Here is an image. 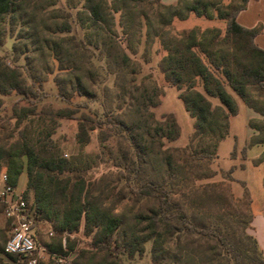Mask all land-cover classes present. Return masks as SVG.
<instances>
[{"label":"trees","instance_id":"16d2710c","mask_svg":"<svg viewBox=\"0 0 264 264\" xmlns=\"http://www.w3.org/2000/svg\"><path fill=\"white\" fill-rule=\"evenodd\" d=\"M246 2L114 0L109 6L108 0H84L77 12L84 38L71 40L64 34L71 24L55 0H0V44L18 26L11 54L24 58L18 65L0 56V108L13 94L28 102L12 107L15 126L8 134L0 132V169L14 187L26 174L28 212L58 233L49 247L52 254L66 256L72 250L66 238L84 221V231L94 233L95 249L131 258L142 256L150 243L149 264H264L248 232L253 212L243 218L233 208L243 197L224 191L223 181L203 182L216 173L211 163L230 133L231 116L239 112L236 95L259 114L248 121L253 132L243 158L248 147L264 145V99H254L250 91L264 89V49L255 42L262 28L237 22ZM191 12L226 20V28L194 27L170 35L173 19ZM157 38L166 49L160 60L164 78L176 86L194 118L183 147L165 146L181 135L174 113L157 118L151 110L160 103L162 89L149 74L138 79L140 46L144 42L140 58L147 61L145 52ZM51 74L57 96L68 105L39 108L37 102L47 96L42 85ZM90 101L99 106L89 109ZM62 119L76 120L81 147L96 130L98 151L65 156L53 138ZM253 163L264 164V150ZM103 164L108 170L93 180L90 171ZM232 171L233 166L226 172L229 181L235 180ZM240 183L246 198L247 187ZM128 199L134 202L132 215L117 209ZM81 257L74 264H82Z\"/></svg>","mask_w":264,"mask_h":264},{"label":"rangeland","instance_id":"374dc122","mask_svg":"<svg viewBox=\"0 0 264 264\" xmlns=\"http://www.w3.org/2000/svg\"><path fill=\"white\" fill-rule=\"evenodd\" d=\"M114 0H108V5L113 6ZM177 0H162L165 4H176ZM215 2L220 1L222 5H238L240 0H213ZM56 7L60 8V13L67 19V21L71 24V31L67 34L70 36L71 40H79L80 38H84V29L78 23L77 19V12L82 10L84 0H55ZM182 8V7H181ZM119 18L120 13H115V21L117 25V30L120 32L121 27L119 26ZM226 20L223 19H207L204 16H197L194 12H191L188 17L184 19L174 18L171 26L168 28L170 35L176 34L177 32H181L187 29H191L194 27H199L200 29H205L207 27H219L223 31L226 28ZM18 30V26L15 27L12 37H6L3 44H0V56L6 57L7 61L10 64H18L21 65L24 63V58L21 55H16L14 57L11 54L12 44L16 38V33ZM144 41V38H143ZM89 49L91 48L93 52H97L93 46H88ZM144 42L140 46L139 54L137 58L141 62V73L138 75V79H140L143 75L149 74L152 78L156 81L159 87L162 89V94L160 96V103L156 106H152L151 110L155 113L157 118H161L162 114L172 112L174 113L180 127H181V135L178 139L166 142L165 146H178L183 147L185 146L190 136L193 133V122L194 118L190 116L188 111L185 109L184 103L182 99L179 97V90L176 86L167 82L164 78V74L160 69V60L164 54H166V49L161 44L160 40L157 38L155 39L154 43L149 46V48L145 52V58L147 61H144L140 58L141 53L144 51ZM17 60L14 61V59ZM52 65H56L53 61H50ZM201 89V87H198ZM42 90L47 93V96L44 97L42 100L37 102L38 107H53L59 108L68 105V103L59 98L57 96V87L54 81V74L48 76L47 81H45L42 85ZM251 95L254 99L263 100L264 99V89L259 87L251 88ZM239 106L240 112L237 115L231 116V123H230V133L229 135L224 138L218 148L219 157L216 161L211 163V166L216 173L213 177L204 180L203 182L209 181H223L224 187L223 190L227 193H230L231 190L235 194V191H239L240 189L245 187L242 184H234V180H230L226 178L227 170L233 165L238 164L240 162L238 159L236 160L232 156L238 153L237 148H235V154L231 155V150L234 147L236 139L234 135L237 137V145L241 149L242 146L245 144V137L250 130L249 126V119L251 117V113L255 114L253 117L258 118L259 114L255 113L253 109H251L240 97L236 95ZM76 100H79L76 98ZM213 104L219 103L218 98L211 97ZM4 105L0 108V126H4V129L0 127V132H4V134H8L9 131L15 126V119L10 117L12 112V107L16 106H23L28 105V102L25 100L20 99L18 95H10L8 97H4ZM99 106L97 101H90L89 102V109H95ZM88 110V109H82ZM76 129H77V122L76 120L71 119H62L58 121L56 126L53 138L58 144L59 148L61 149L62 153L65 156L70 157L73 154H76L79 151L85 153H92L96 152L99 149V143L96 138L97 131L92 132V139L91 142L83 147L79 146L76 142ZM249 149V150H248ZM248 155L255 153V147H249ZM240 166V165H239ZM107 165H100L96 169H92L90 171V175L93 177V180L98 179L103 172L107 171ZM254 171V170H253ZM253 171L251 170L252 174ZM257 177L263 176V171L257 168ZM254 171V173H256ZM251 172L247 170H243L237 168L233 171V174L238 177H249L251 176ZM255 178V176H254ZM261 179H263L261 181ZM260 179V189L264 188V178L261 177ZM246 186V184H245ZM248 190V197H244L243 194V201L237 203L233 206L236 211L240 212L243 215V218H248L249 215L253 212V199L251 195V190L249 186H246ZM24 191V190H23ZM117 191V189H116ZM123 193L126 194V189L123 190ZM244 193V191H243ZM177 196V195H176ZM236 196V195H235ZM249 200V201H248ZM249 202L246 204L245 202ZM133 200H124L118 205L119 211H124L129 215H132L134 212ZM136 205H138L136 203ZM134 205V207L136 206ZM2 210L4 213V219H0V264H7V260L9 258L8 255L4 253L1 249L4 247V244L10 234L12 233L15 225L12 221L7 217L5 214V205L1 203ZM128 209H126V208ZM33 233L37 235V243H38V254L40 255V264H74V260L78 256H82L80 258V262L82 264L90 263V264H149L150 263V243H147V250L142 255H135L131 258L117 254L114 252H109L105 250L95 249L93 247L94 241V233H86L84 231V221H82L80 225V229L76 233L69 234L68 238H66V246H70L72 250H69L66 256H57L56 254H52L49 251V247L55 246L57 243V232L44 221H37L34 222V227L32 229ZM59 257H63L66 261L61 262L58 260Z\"/></svg>","mask_w":264,"mask_h":264},{"label":"crops","instance_id":"0c3cea01","mask_svg":"<svg viewBox=\"0 0 264 264\" xmlns=\"http://www.w3.org/2000/svg\"><path fill=\"white\" fill-rule=\"evenodd\" d=\"M237 22L247 28H254L256 26H261V31L255 36V42L257 45L264 49V0H247L245 6L237 13L236 15ZM240 105V104H239ZM239 112H240V106H239ZM255 114L251 113V117H253ZM231 119V118H230ZM231 123V120H230ZM253 130L250 128L248 131V134L245 137V144L248 139V137L252 134ZM234 138L236 139V142L234 144V147L239 149L238 153L235 154L233 158L236 160L238 159L240 162L238 164H233V171L237 168L247 170L251 172V170L256 171L257 168L261 169L263 171L264 178V164L255 165L253 163V160L259 156V154L264 150V145L257 144L253 145L251 147H255V153L248 155V150L246 149V158H243L242 155V148L240 149L237 145V137L234 135ZM233 147V148H234ZM232 151V150H231ZM244 164V166H242ZM240 165V166H239ZM231 166V167H232ZM4 168L0 169V173L4 171ZM233 171L231 173V176L235 179L233 182L234 184H241L240 182L243 181L246 186H249L251 190V195L253 199V206L254 210L252 213V218L250 222V227L248 228V232L255 237L257 240L264 257V188L260 189V179L261 177H257V171L253 174L250 173L251 176L247 177H238L233 174ZM255 176V178H254ZM26 174L24 173L21 175L18 185L15 187L17 191H23L26 186ZM263 179H261L262 181ZM244 188L240 189L239 191H235V195L237 197L243 196ZM4 213L2 210V206L0 203V219H4ZM37 238V235H36ZM4 248V247H3Z\"/></svg>","mask_w":264,"mask_h":264},{"label":"built area","instance_id":"2783aa9c","mask_svg":"<svg viewBox=\"0 0 264 264\" xmlns=\"http://www.w3.org/2000/svg\"><path fill=\"white\" fill-rule=\"evenodd\" d=\"M0 203L5 205V214L15 225L4 244V253L9 256L7 264H40L37 238L32 231L34 215L27 210L28 203L23 191H17L9 183L6 171L0 173ZM58 260L66 261L63 257Z\"/></svg>","mask_w":264,"mask_h":264}]
</instances>
